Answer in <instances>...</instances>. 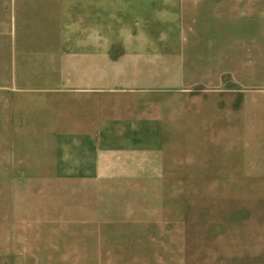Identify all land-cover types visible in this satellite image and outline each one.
Listing matches in <instances>:
<instances>
[{
    "label": "rangeland",
    "instance_id": "obj_1",
    "mask_svg": "<svg viewBox=\"0 0 264 264\" xmlns=\"http://www.w3.org/2000/svg\"><path fill=\"white\" fill-rule=\"evenodd\" d=\"M204 1L163 17L205 41L173 81L141 63L163 125L138 152L99 159L78 150L88 132L40 126L58 92L28 87L22 63L10 82L0 47V110L14 116L0 126V264H264V0ZM22 2L0 0L6 15Z\"/></svg>",
    "mask_w": 264,
    "mask_h": 264
},
{
    "label": "crops",
    "instance_id": "obj_2",
    "mask_svg": "<svg viewBox=\"0 0 264 264\" xmlns=\"http://www.w3.org/2000/svg\"><path fill=\"white\" fill-rule=\"evenodd\" d=\"M205 4L204 0H23L18 13L11 7L10 15L0 4V47L6 49V63L13 66L8 80H14L15 66L22 63L28 87L31 80L48 81L58 92L55 103L61 113L52 117L40 108L34 117L40 126L78 129L76 135L88 132L87 146L79 151L99 159L112 151L138 152L155 138L153 129L163 125L153 114L158 99L142 92L141 63L149 65L156 58V71L170 73L173 81L176 60L179 65L189 59L190 48L203 47L205 41L188 35L187 28L175 36L174 26L163 17L178 10L190 13L192 7ZM116 63L124 65L119 77L123 85L117 89L111 86ZM13 118L0 110L1 127H13Z\"/></svg>",
    "mask_w": 264,
    "mask_h": 264
}]
</instances>
